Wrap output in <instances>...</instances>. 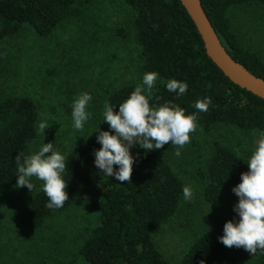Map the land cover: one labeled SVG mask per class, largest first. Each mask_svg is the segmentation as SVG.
I'll use <instances>...</instances> for the list:
<instances>
[{
  "label": "trees",
  "instance_id": "16d2710c",
  "mask_svg": "<svg viewBox=\"0 0 264 264\" xmlns=\"http://www.w3.org/2000/svg\"><path fill=\"white\" fill-rule=\"evenodd\" d=\"M203 7L220 35L229 54L253 74L264 78V58L249 48L231 22L229 12L235 5L264 0H201ZM82 0H0V45L32 28L42 38L51 37L65 22L82 15ZM127 17L117 28L118 35L134 34L145 73L156 72L158 78L150 98L151 106L178 105L185 114H195L197 129L211 132L227 128L253 137L264 133V99L232 82L207 55L204 43L193 20L180 0H117ZM188 85L183 95L170 92L171 80ZM138 84L123 83L106 96L113 111H119ZM147 94V93H145ZM210 98L206 112L194 105ZM40 111L29 96L0 99V191L17 183L15 158L30 155V143L38 136ZM111 134L114 130L107 126ZM136 158L132 182L116 180L101 173L95 164L94 151L102 147L93 137L74 146L65 154L67 165L62 174L67 182L69 199L63 207H46L48 197L42 186L27 198L20 213L26 228H40L53 215L67 210L80 191L90 207L99 210L95 225L85 228L79 252L89 264H264V250L251 255L243 248H228L219 241L224 224L237 222L239 216L229 213L211 215L212 225L200 234L176 263L169 262L153 241V234L176 216L186 186L169 160L173 145L146 151L133 145ZM252 152L249 150L248 155ZM249 157L237 153L221 140L213 144L205 172L204 197L212 204L223 203L226 192L241 182V173L248 171ZM119 166H114L118 170ZM233 192V191H232ZM24 264V263H20ZM53 264H74L57 261Z\"/></svg>",
  "mask_w": 264,
  "mask_h": 264
},
{
  "label": "rangeland",
  "instance_id": "374dc122",
  "mask_svg": "<svg viewBox=\"0 0 264 264\" xmlns=\"http://www.w3.org/2000/svg\"><path fill=\"white\" fill-rule=\"evenodd\" d=\"M82 15L65 22L48 38H42L32 28L0 45V99L29 96L39 107L40 120L50 126L45 135L39 133L30 143L31 154L44 143H53L64 157L74 146L97 137L98 129L108 131L104 121L107 94L123 83H143V64L133 33L127 38L118 35L117 28L127 17L117 0H82ZM229 16L243 42L264 58V7L257 3L235 5ZM83 93L92 99L86 111L90 114L83 131L73 128V102ZM258 134L247 137L227 128L206 132L200 130L190 137V143L169 160L193 197L186 200L174 218L153 234V241L165 258L176 263L189 245L212 225L211 215L229 213L239 201L226 192L223 203L215 205L204 197L205 172L213 144L221 140L238 154L254 151ZM46 155H50L46 154ZM33 192L16 185L0 191V264H53L72 261L89 264L79 249L85 228L95 225L99 210L90 207L77 193L65 211L50 216L40 228H26L20 223L24 201L33 196L43 181L32 178Z\"/></svg>",
  "mask_w": 264,
  "mask_h": 264
},
{
  "label": "clouds",
  "instance_id": "9594fccd",
  "mask_svg": "<svg viewBox=\"0 0 264 264\" xmlns=\"http://www.w3.org/2000/svg\"><path fill=\"white\" fill-rule=\"evenodd\" d=\"M158 73L148 72L143 76V83L136 86L130 96L121 104L119 111L114 112L113 106L105 103L104 121L107 122L114 135L109 131L98 129L97 142L102 145L94 151V164L101 173L116 180L132 182L133 164L135 159L130 148L139 145L146 151L162 149L165 145L176 146L175 155L180 156V149L190 143V134L197 129L195 114H185L178 105L164 104L151 106L150 98ZM170 92L183 95L188 85L178 80H171L166 85ZM147 93V94H145ZM92 97L88 93L81 94L72 106L73 128L83 131L90 114L86 108ZM211 104L210 98L198 100L194 107L206 112ZM50 126L46 121L38 125L39 133L45 135ZM50 155H46L49 154ZM17 165V188L27 187L33 192L35 185L32 178L43 181L42 190L48 197L46 205L49 209L61 208L69 199L67 182L63 177L66 170L65 157L55 150L53 143H44L37 152L15 158ZM248 171L241 173V182L232 191L239 198L234 205V212L239 216L237 222L227 221L224 234L219 241L228 248H243L252 256L258 249L264 250V133L257 142L248 162ZM114 166H119L114 170ZM183 196L191 200V187L183 188ZM203 264V262H202Z\"/></svg>",
  "mask_w": 264,
  "mask_h": 264
},
{
  "label": "water",
  "instance_id": "95a60500",
  "mask_svg": "<svg viewBox=\"0 0 264 264\" xmlns=\"http://www.w3.org/2000/svg\"><path fill=\"white\" fill-rule=\"evenodd\" d=\"M193 20L207 55L235 84L264 99V78L253 74L228 52L210 21L201 0H180Z\"/></svg>",
  "mask_w": 264,
  "mask_h": 264
}]
</instances>
